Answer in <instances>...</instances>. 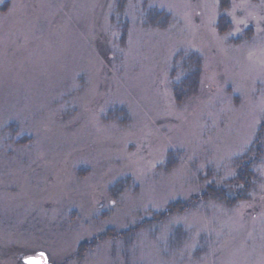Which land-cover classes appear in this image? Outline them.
Segmentation results:
<instances>
[{
    "label": "rangeland",
    "instance_id": "1",
    "mask_svg": "<svg viewBox=\"0 0 264 264\" xmlns=\"http://www.w3.org/2000/svg\"><path fill=\"white\" fill-rule=\"evenodd\" d=\"M260 131L264 0H0V264H264Z\"/></svg>",
    "mask_w": 264,
    "mask_h": 264
},
{
    "label": "trees",
    "instance_id": "2",
    "mask_svg": "<svg viewBox=\"0 0 264 264\" xmlns=\"http://www.w3.org/2000/svg\"><path fill=\"white\" fill-rule=\"evenodd\" d=\"M196 58L194 57L190 60L189 59L187 60L189 62L188 63L189 64V70L192 67H194L195 63L197 62ZM195 73H197L196 68L191 69L190 74L196 75ZM188 85H186V87H185V88H187V91H189V88H190V90L193 89L194 83L189 85V86ZM263 134H264L263 131L259 132L258 137L255 139L254 145H253V146H255V148H249L248 152L245 155H243L241 158L237 159L236 163H238L239 171H241L240 174L243 178V184L242 185H244V188H250L253 180L256 178V174L254 172L255 166L258 163H260V161L262 160L261 157L264 154V147H263L264 143H263V138H262ZM234 179L235 178H233L232 180L234 181ZM235 180L239 181L238 183H240L239 174ZM239 192L240 191H238V193ZM225 193L227 194L226 191L225 192H223V191L220 192L219 190L209 191L205 195V198H207V199L213 198L215 200L222 201V203H224V204H227L231 201H230V197L228 198ZM237 200H239V199H237ZM175 205H177V204H175ZM175 210H178V209L174 208V207L170 208L169 210L166 211V215L169 214L170 212L175 211ZM104 236H106V235H104Z\"/></svg>",
    "mask_w": 264,
    "mask_h": 264
},
{
    "label": "water",
    "instance_id": "3",
    "mask_svg": "<svg viewBox=\"0 0 264 264\" xmlns=\"http://www.w3.org/2000/svg\"><path fill=\"white\" fill-rule=\"evenodd\" d=\"M43 260L48 263L46 254L39 253V255L27 257L24 262L25 264H42Z\"/></svg>",
    "mask_w": 264,
    "mask_h": 264
},
{
    "label": "snow or ice",
    "instance_id": "4",
    "mask_svg": "<svg viewBox=\"0 0 264 264\" xmlns=\"http://www.w3.org/2000/svg\"><path fill=\"white\" fill-rule=\"evenodd\" d=\"M41 255H43V254H41Z\"/></svg>",
    "mask_w": 264,
    "mask_h": 264
}]
</instances>
